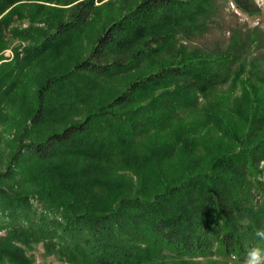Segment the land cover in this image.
<instances>
[{
	"label": "trees",
	"instance_id": "1",
	"mask_svg": "<svg viewBox=\"0 0 264 264\" xmlns=\"http://www.w3.org/2000/svg\"><path fill=\"white\" fill-rule=\"evenodd\" d=\"M20 1L54 0H0V13ZM102 1L62 0V5L72 4L67 19L62 13L54 14V31L26 50V61L84 26L95 2ZM232 1L247 15L260 12L253 0ZM131 3L122 5L120 13L102 25L85 58L39 84L30 122L39 125L61 105L81 97L78 89L66 85L76 77L126 74L124 89L88 112L82 122L21 143L0 173V182L12 180L16 171L12 165L19 169L30 162L69 157L74 163L88 162L83 173L104 171V177L96 176L103 197L94 198L90 185L76 180L79 170L71 174L76 179H62L47 191L19 183L0 185V230L44 242L73 264H154L167 257L185 264L217 252L243 262L249 248L264 244L255 235L264 229V166L260 165L264 163V32L254 28L242 34L236 20L225 29L217 0ZM216 29L230 34L229 43L218 42L206 50L201 47L205 44L192 45ZM249 50L255 57L249 64L250 79L244 80L239 77L243 68L238 61ZM145 62L148 66L142 67ZM225 86L240 87L245 101L234 111L246 130L228 125L216 111L203 109L206 123L216 125L230 142L204 165L195 158L197 140L180 134L176 142L184 143L185 169L178 179L166 178L159 159L154 172L149 171L150 187L143 182L133 193L129 183L118 180L115 169L106 166L113 156L131 153L133 139L167 131L197 108L199 97L208 102ZM1 88L0 99L7 92ZM52 96L60 102L55 104ZM166 154L172 156L168 150ZM4 254L18 261L10 248H0V256Z\"/></svg>",
	"mask_w": 264,
	"mask_h": 264
},
{
	"label": "rangeland",
	"instance_id": "2",
	"mask_svg": "<svg viewBox=\"0 0 264 264\" xmlns=\"http://www.w3.org/2000/svg\"><path fill=\"white\" fill-rule=\"evenodd\" d=\"M135 1L138 0L95 2V11L84 26L71 33L68 38L54 40L47 51L31 61H26V50L36 44H41L43 39L54 31L51 24L54 14L62 13V17L67 19L68 9L72 4L62 5V0L20 1L0 13V88L2 87L3 93L7 91L0 99V173L7 169L11 157L21 143L35 142L45 138L51 131H61L67 125L82 122L88 112L124 89L129 78L126 74L113 78L76 77L78 79L69 80L66 85L69 89H78L81 97L70 99L68 102L71 105H61L56 109V113L50 115L39 125H33L30 122L36 105V90L39 84L47 76L62 73L68 70L76 60L85 58L90 50L91 40L99 33L102 25L115 18L120 13L122 5L127 7ZM253 1L260 8V12L247 15L238 10L232 0H217L216 4L220 8L221 23L224 28L235 24L236 20L243 27L241 28L242 34H247L254 28L264 32V0ZM229 41L228 32L221 33L216 29L207 37L196 39V43L192 45L205 44L201 47L206 50V48H213L215 43L227 44ZM182 44L186 47H193L185 42ZM254 57L255 54L249 50L247 55L238 61L243 68L239 74L241 79H250L249 64ZM145 66H148V62H145L142 67ZM14 81V86L8 90ZM242 96L239 86L234 89L225 86L216 91L208 102H204L199 97V105L194 111L173 122L171 127L163 133L133 139L131 153L118 157L113 156L106 166L114 168L116 178L126 180L133 193L139 186L141 187L143 182L149 184L151 172H154L153 166L156 162L159 164V159L162 161L159 162L163 163L166 178L178 179L185 169V164L182 165L184 154L181 145L184 153L185 146L183 142H176L179 135L188 134L185 135L187 139L197 140L198 148L195 151V158L201 159L204 165L209 156L216 154L230 142L216 125L206 123L203 109L211 113L216 111L218 115L225 118L228 125H234L236 129L244 128L245 132V123L241 122L234 111L235 105L243 106L245 100ZM51 100L55 104L60 102L57 96H52ZM153 147L157 148L152 149ZM22 148L20 147V150ZM167 150L172 156H167ZM87 164L88 162L85 161L74 163L69 157H64L55 158L43 164L30 162L26 167L22 165L19 169H15V165H12V169L16 170L13 181L2 180L0 185L10 187L19 183L27 188L39 187L47 191L54 189L56 183L62 179L73 180L75 177L71 174L79 170L78 177L75 179L81 178L80 182L84 186L90 185L91 193L94 198L98 199L103 197V193L96 176H103L104 171L89 169V172L83 173ZM32 165H36L35 170L27 174V169H30ZM260 165L264 166V163ZM4 247L16 252L17 258L15 259L18 261L14 262L12 258L4 254L0 256V264H73L61 253L46 247L44 242L13 237L5 230H0V248ZM261 249H264V244L261 245ZM154 264H178V262L174 258L167 257ZM185 264H244V261L241 262L236 257H225L217 252L207 258L188 260Z\"/></svg>",
	"mask_w": 264,
	"mask_h": 264
},
{
	"label": "clouds",
	"instance_id": "3",
	"mask_svg": "<svg viewBox=\"0 0 264 264\" xmlns=\"http://www.w3.org/2000/svg\"><path fill=\"white\" fill-rule=\"evenodd\" d=\"M255 235L264 239V229H258ZM244 264H264V249L251 247L246 253Z\"/></svg>",
	"mask_w": 264,
	"mask_h": 264
}]
</instances>
